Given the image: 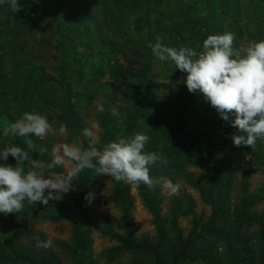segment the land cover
Masks as SVG:
<instances>
[{"label":"trees","instance_id":"1","mask_svg":"<svg viewBox=\"0 0 264 264\" xmlns=\"http://www.w3.org/2000/svg\"><path fill=\"white\" fill-rule=\"evenodd\" d=\"M28 1L27 9L14 13L9 12L7 4L1 5V18L5 20L1 30L10 34L19 26H31L37 18L50 22L52 34L60 38V76L56 79L44 72L33 75L32 70L20 67L12 72L0 71V128L10 126L25 111L46 115L49 122L53 121L55 116L49 115L53 89L62 101V114L58 117L66 129H69L67 123L77 117V108L92 103L94 96L87 77L93 73H86L81 68V56L76 48L80 37L68 40L65 34H60L67 20H75L80 24L79 29L93 26V35L100 44L108 43L106 68L110 80L107 84L115 92L110 107L114 106L119 86H126L120 98L126 105L116 108L119 114L113 115L111 110H106L98 116L100 138L96 142L97 148L109 141L143 132L149 136L145 151L160 154L167 164L157 161L149 166L150 176L156 179L151 187L143 183L118 182L109 175L120 221L100 229L105 237L116 242L100 255L93 249L92 228L96 217L92 194L102 185V174L85 169L73 179L74 193L65 204L59 200H50L48 205L25 202L20 213L0 214V218L7 217L15 224L13 237L1 240L0 264H64L61 255L68 256L70 264H264V213L255 209L264 199V193L262 190L250 192L248 176H245L237 195H233L231 152L234 148L225 138L217 140L215 131L219 126L216 120L200 116L196 93L189 92L184 83L186 73L173 66L165 68L164 64L169 60L163 63L148 47L159 37L165 46L175 48L185 45L188 39H203L207 30L201 28V37L194 34L198 29L192 22L187 24L189 19L172 0H70L74 7H69V13L62 20L58 16L68 0H60L57 7L50 0ZM260 1L264 5V0ZM138 16L142 17V22L136 25ZM131 30H137L140 36L132 39L135 46L127 50L128 41L123 34ZM115 51L123 53L127 64L119 61L111 64L109 58ZM76 65L80 70H76ZM160 78L177 79L181 84L179 96L170 104L171 85L159 81ZM78 82L83 86L77 91L74 83ZM167 103L169 110H165ZM191 126L194 131L190 130ZM72 132L73 139L82 148L87 147L89 140L82 136V130L76 126ZM28 140L36 146L30 153L34 159L45 162L52 159L49 138L0 135V147L12 143L28 150ZM256 144L260 149L258 152L253 146H245L246 150L253 162L264 166V139H258ZM6 163L15 166L16 161L9 156ZM21 166L28 167L27 164ZM190 168L201 169L203 180H197ZM51 171L64 170L57 167ZM162 176H178L197 191L202 202L210 207L209 216L195 213V200L188 193L175 197L168 215L163 216ZM131 189L137 191L153 217L154 240L136 237ZM86 194H90L89 199H85ZM188 216L192 217L193 227L185 237L179 219ZM34 221H68L71 238L58 242L55 247L38 248L37 240L46 241L48 237L33 228ZM125 257H128L127 261L123 260Z\"/></svg>","mask_w":264,"mask_h":264},{"label":"rangeland","instance_id":"2","mask_svg":"<svg viewBox=\"0 0 264 264\" xmlns=\"http://www.w3.org/2000/svg\"><path fill=\"white\" fill-rule=\"evenodd\" d=\"M59 2L60 0H50V3L55 5L54 7H57ZM172 2H174L182 13L185 14L187 19H189V21L187 20L188 22L186 21L187 24L192 22L193 26H196L198 33L194 32V34H198L201 37V28L207 30L203 39H188L185 45L176 46L175 48L177 50L180 47H189L196 51H200L202 49V42L208 35L222 34L225 32H231L234 34L235 39L232 47L234 51L238 53H241L253 42L264 40V5L260 0H172ZM28 4V0H19L18 7L20 9H27ZM7 7L9 12L14 13L8 4ZM69 7L72 9L74 7V3H71L70 0H68L67 6L65 5V8L62 9L61 14L58 16L59 20L66 17L65 15H67L70 10ZM141 18V16L136 18V25H139L142 22ZM3 22H5V20L1 18L0 9V71L3 73L12 72V70H17L18 67H20L22 69L32 70L33 75L44 72L46 75L58 79L60 76L59 67L61 64L60 56L58 55V51H60L58 49L60 38L52 34V24L48 21L42 20V18H37V21L33 22L31 26H25V28L19 26L12 33H10V35L7 32H2L1 28L3 26ZM79 26L80 24L75 22V20H67L65 28H63L60 34H65V37L68 40H72L75 36L80 37L79 41H76V48L78 49V54L81 56L80 61L83 66L81 68H83L86 73H93L92 75H89L87 79L90 81V88L94 97L89 106L77 108V117L71 119L67 123L69 129H66L63 136L48 135L45 137L51 139L52 146L61 142H77V140L73 139L72 135V131L76 128V126L80 130H83L84 128L93 129L96 134L95 142H97L100 138L97 120L99 114L106 110L112 111L113 108L116 109L126 105V102L120 99L123 89L126 87L121 84L119 89L116 91L117 99H114V106H109V103L113 100V94L115 92L113 88L107 84L110 80V75L106 68L108 65V43L102 45L96 40L97 36L93 35V31H95L93 26H86L84 30L79 29ZM105 31L108 34L106 29ZM123 36L125 40L128 41L127 45H125L126 49L132 50V46H135V44L131 42L132 39L137 38L140 35L137 30H131L126 34H123ZM73 40H76V38ZM69 45L70 44L67 46ZM109 60L111 61V64L116 61L122 62L123 64H127L128 62L123 53H120V51H115ZM162 62L166 63V61ZM99 66L102 68L100 69ZM136 66L139 67L140 65ZM169 66L176 68L175 64L170 60L168 64H164L165 68ZM75 68L76 70H80L79 65H76ZM68 80L69 78L67 77L66 81ZM159 81L167 82L171 85L170 104L172 99L179 96L181 84L177 79L171 81L165 78H160ZM82 86V82H78L76 84L74 83V87L77 91L78 89H81ZM74 94L76 95L75 92ZM51 96L53 100L51 105L52 109L49 112V115L55 116V119H53L50 123H52L53 127L57 129L62 122L58 117L62 114V101L60 97H56L54 89ZM195 100L197 101L199 107V114L203 119L208 117L217 121L219 126L215 131L217 140L225 138L234 148L231 152V170L234 183L233 195H237L240 189V182L245 176H248L250 192H259L262 190L264 193V166L261 163L253 162L254 160L251 154L247 152L245 146L241 145L237 147L233 144L231 137L233 134H239L238 129L232 127L229 122L224 121L219 116L217 110L203 98L202 93H196ZM75 101H78V99L73 100V102ZM166 105L165 110H169L168 103ZM99 106H103L104 111H98ZM190 130L194 131V127L191 126ZM253 147L257 152L260 150L258 149L257 144ZM49 154L52 158L51 150ZM216 155V151H214L213 156L215 157ZM70 167L71 165L68 164L65 168H63V170L65 171L66 169H70ZM189 170L197 180H203L201 169L190 168ZM162 177L171 180L173 185L177 188L176 193L171 194L170 189L162 187L163 216L168 215L169 209L175 197L183 196L184 193L190 194L195 200V213L197 215L204 213L206 216H209L211 211L210 207L202 202L197 191L192 189L178 176ZM101 181L102 185L97 187L92 194L95 202L93 210L96 217L92 228V239L94 253L97 255H100L101 252L116 245V242L110 240L108 237H105L100 229L108 224L115 225L117 221H120V213L115 207L116 197L112 191L109 175L102 174ZM155 182L156 179H153V184ZM73 193L74 188L64 194L63 198L59 201L65 204L70 200ZM131 200L133 205L132 222L135 225L136 237L140 240L145 237L154 240L156 238V226L153 223V217L142 204L135 189H131ZM255 209L258 212L264 213V199L257 204ZM179 227L183 235L187 237L193 227L192 217H181L179 219ZM33 228L43 231L47 235L48 239L53 241V247H55L58 242L69 241L71 238V224L68 221L56 223L49 221H34ZM14 229L15 224L13 220L7 217L0 218V243L2 238L10 239L13 237ZM61 257L64 264H70L68 256L61 255ZM123 260L127 261L128 257L123 258Z\"/></svg>","mask_w":264,"mask_h":264},{"label":"clouds","instance_id":"3","mask_svg":"<svg viewBox=\"0 0 264 264\" xmlns=\"http://www.w3.org/2000/svg\"><path fill=\"white\" fill-rule=\"evenodd\" d=\"M8 4L12 11H19V0H0V5ZM235 36L231 32L210 34L202 42V49L189 47L178 50L165 46L157 37L156 43L148 47L161 61H172L176 68L186 73L184 83L189 92L202 93L203 98L213 106L219 116L238 129L232 135L233 144L252 147L258 139H264V40L255 41L241 53L234 51ZM98 111H104L103 106ZM113 115L118 111L113 108ZM66 126L54 128L46 115L25 111L8 127L0 128V135L8 137L35 136L44 139L48 135L63 136ZM95 131L84 128L82 136L89 140L87 147L77 142L57 143L51 148L52 159L48 162L34 159L30 154L36 150L31 140L27 148L6 143L0 147V214L20 213L25 202L48 205L50 200L58 201L72 189L73 179L85 169L96 174H108L116 181L151 187L153 179L149 166L167 160L156 152H146L149 136L137 132L128 138L109 141L97 148ZM46 151V149H44ZM9 156L16 161L15 166L6 163ZM27 164L25 168L21 165ZM70 169L53 172L57 167ZM161 186L175 194L177 188L172 181L161 178ZM86 194L85 199H89ZM53 241L37 240L38 248H50Z\"/></svg>","mask_w":264,"mask_h":264}]
</instances>
